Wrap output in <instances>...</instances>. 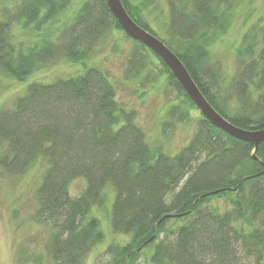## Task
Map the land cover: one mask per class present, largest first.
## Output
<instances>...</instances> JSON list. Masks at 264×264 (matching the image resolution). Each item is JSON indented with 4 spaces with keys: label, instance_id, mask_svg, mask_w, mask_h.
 I'll use <instances>...</instances> for the list:
<instances>
[{
    "label": "trees",
    "instance_id": "trees-1",
    "mask_svg": "<svg viewBox=\"0 0 264 264\" xmlns=\"http://www.w3.org/2000/svg\"><path fill=\"white\" fill-rule=\"evenodd\" d=\"M71 1L0 0V76L24 82L59 59L82 64L73 74L28 82L11 106L0 107V168L40 170L34 218L50 229L49 259L82 264L104 240L93 209L105 205L111 231L127 236L106 245L109 264H264V141L255 148L199 112L177 151L152 145L134 109L117 102L106 72L85 63L112 30H122L119 22L106 0H84L60 22ZM120 1L180 58L224 118L264 128L263 16L244 29L236 69L224 78L210 49L242 0H161L160 11L159 0ZM134 42L143 51L134 49L131 63L138 52L154 57L183 100L169 116L178 110L181 120L197 109L163 60ZM75 178L85 186L73 196Z\"/></svg>",
    "mask_w": 264,
    "mask_h": 264
},
{
    "label": "rangeland",
    "instance_id": "rangeland-1",
    "mask_svg": "<svg viewBox=\"0 0 264 264\" xmlns=\"http://www.w3.org/2000/svg\"><path fill=\"white\" fill-rule=\"evenodd\" d=\"M83 1L72 0L68 8L60 14V22L70 18ZM165 7L163 1L157 2L158 11ZM234 11H237V14L230 29L216 39L210 49L211 61L221 67L220 75L224 78L236 69L238 59L234 47L244 29L255 17H264V0H242ZM248 14L251 16L246 18ZM244 19L248 20H245V26ZM25 36L24 33L23 37ZM105 38L94 48L90 58L85 61L86 65H98L106 72L114 85L117 102L127 109H134L135 120L143 128L152 145L160 144L170 153L177 151L193 134L200 111L189 108L188 113H182L181 120L178 118V110H174V116H169L167 111L171 104H184L178 91L169 83L162 66L154 57L149 55L144 58L139 52L132 64L131 52L137 48V51L143 49L122 30L114 29ZM141 59L145 60L148 66L146 71L141 68ZM81 68L80 63L59 59L51 63L48 70L38 71L24 82L0 76V107L11 106L17 96L23 93L28 82L52 80L58 76L73 74ZM40 179L37 165L22 175L0 168V264H57L49 259L48 255L50 229L45 223L34 218L37 207L36 190ZM84 186L83 178H75L69 184V193L75 196ZM107 192L108 195L111 194V190ZM107 210L105 205L93 209L100 218L105 237L86 255L82 264H109V255L105 252L106 245L127 239L126 235L111 231Z\"/></svg>",
    "mask_w": 264,
    "mask_h": 264
},
{
    "label": "water",
    "instance_id": "water-1",
    "mask_svg": "<svg viewBox=\"0 0 264 264\" xmlns=\"http://www.w3.org/2000/svg\"><path fill=\"white\" fill-rule=\"evenodd\" d=\"M106 3L122 30L130 38L141 42L163 60L188 98L211 124L237 139L253 143L255 148L261 141H264V128L244 129L224 118L204 97L180 58L156 35L138 25L129 16L120 0H106Z\"/></svg>",
    "mask_w": 264,
    "mask_h": 264
}]
</instances>
